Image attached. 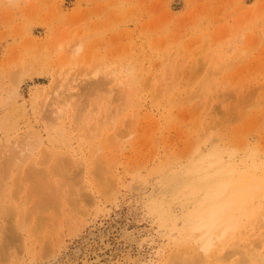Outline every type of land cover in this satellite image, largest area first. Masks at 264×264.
<instances>
[{"label":"rangeland","instance_id":"obj_1","mask_svg":"<svg viewBox=\"0 0 264 264\" xmlns=\"http://www.w3.org/2000/svg\"><path fill=\"white\" fill-rule=\"evenodd\" d=\"M109 100L116 115L102 110ZM203 153L223 157L218 185L231 168L264 166V0H0V211L35 218L14 215L27 227L0 264L50 263L36 253L58 223L67 252L113 230L159 263L167 236L145 207L165 201L178 231L216 200L215 184L205 202L173 195ZM28 167L52 202L44 211L16 180ZM261 212L256 199L236 221L247 242L264 232Z\"/></svg>","mask_w":264,"mask_h":264},{"label":"bare ground","instance_id":"obj_2","mask_svg":"<svg viewBox=\"0 0 264 264\" xmlns=\"http://www.w3.org/2000/svg\"><path fill=\"white\" fill-rule=\"evenodd\" d=\"M113 71L115 70H112L111 75H114ZM128 71H130L129 68ZM94 76L96 75L94 74ZM129 79L131 82L127 80L122 81V79L119 81L121 85L120 91L124 92V96H127V89L133 86L132 78ZM203 84L200 85L201 89L199 90H203ZM102 110L105 113H110V115H116L118 113V109L111 110L110 100L107 105H104V108L102 107ZM251 162H253V160ZM258 163H250V166L246 168H237L238 166L236 167L237 169L231 168L233 172H231L230 179L226 178L221 185H218L223 181L224 173H226L225 168L227 167L222 156L219 157L211 153H203L197 160L191 159L185 170V178L177 183L178 188H172L171 185L168 184L166 192L169 193L171 190L175 189L173 194L176 197L175 199L179 198L178 195H187L192 198H198L203 195L202 201L205 202L207 199L206 196L211 194L208 189L215 184L217 189H219L218 192L215 193L216 200L213 198L214 196L210 197L212 198V200L209 201L211 204L203 203L202 207H200L201 209L195 210L192 213L189 212L184 223L180 225L182 226L181 229L176 231V228L169 223V207L167 208L164 205L163 202L165 201H162L160 198L151 197L149 200L150 202L145 208L147 213L153 215L155 219H157L156 222H159L157 226H160L159 228L161 229L163 228L162 233L167 236L166 241L168 243L164 247L161 246L162 249L159 247L160 251L157 248V251H159L158 255L160 256L159 263L152 260L153 262L149 264H211V262L214 261L218 264H264V232L258 234L253 242H247L248 238L251 237V231L248 232L247 229H244V223L240 225L236 222L240 217L245 216L247 206L251 201L264 199V166L260 169ZM262 164L264 165V163ZM24 172L21 174L22 176ZM34 173L33 168L28 167V176L22 180L19 178H16V180L17 182H26L32 185L33 190L31 193L37 198L36 208L44 211L49 207L47 205H51L52 202L49 203L42 197L43 187L41 184L35 183L33 177ZM223 190L225 197L224 199L222 198L221 201H218L217 198L221 195ZM162 195L166 196V193L163 192L160 196ZM24 202H26V200H24ZM28 214L0 211V259L6 256L7 250L14 248L15 245L17 247V234L24 230L22 227H27L24 226L25 224L22 225V222H20L22 220H18L20 223L17 222V225H14L12 222L17 221L16 218L14 221V215L15 217H17V215L21 217L18 219H22V217L28 215L27 219H30L32 213ZM259 216L261 221L258 226L261 228L259 230L262 231L264 230L262 229L264 227V212H261ZM12 217L13 220H9V218L12 219ZM1 218L5 220V223H3ZM31 219L35 220L33 215ZM247 219H249V217H247ZM25 221L27 222V220ZM37 221L35 224L36 228L42 230V227L46 225L44 217H38ZM73 223L72 228L74 226ZM58 225H60V223L50 224L48 226L47 232L49 233L45 237L47 242L45 245L43 244L40 250H38V253H36L37 255L39 254L38 257H41V255L44 257H41L42 260L46 259L45 257L49 259V257L51 258L53 256L51 258L52 261L50 260L51 262L47 264H144L142 263L140 248L138 247L139 249H135L133 247V244L137 242H135L134 239L126 240V238L122 237L125 242L120 246L119 244L121 241L117 235H114V232H112L113 230L100 233L96 241L94 240L95 238L91 241L83 239L74 251L67 252L59 246L60 243L63 242V239L62 237L60 238L61 235L59 234L61 233ZM237 228H239V230ZM17 229L19 230L18 232ZM175 232H177V236ZM233 232L235 233L237 242L230 244L229 240L232 239ZM51 235L53 237L55 236V238L59 236L55 240L56 242L52 241L54 238L52 239ZM18 238L20 240L22 235L20 234ZM59 239L60 241L62 239V242H60ZM14 241L16 244H14ZM240 241L244 243L247 242V244L240 245ZM21 242L22 244H20L23 245L24 242L22 240ZM48 259H46L47 262H49Z\"/></svg>","mask_w":264,"mask_h":264}]
</instances>
